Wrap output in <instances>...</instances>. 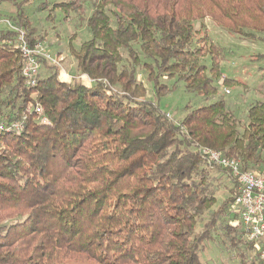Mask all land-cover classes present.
Here are the masks:
<instances>
[{"label":"trees","instance_id":"16d2710c","mask_svg":"<svg viewBox=\"0 0 264 264\" xmlns=\"http://www.w3.org/2000/svg\"><path fill=\"white\" fill-rule=\"evenodd\" d=\"M23 1L7 0L9 17L43 42ZM89 1L86 37L68 44V80L43 61L29 85L15 32L0 29V123L30 110L21 129L0 131V264H204L210 242L233 252V264H264L234 223V177L204 152L264 171V98L245 118L220 97L179 122L157 104L171 88L164 78L206 100L215 82L232 81L202 22L264 40V0ZM224 175L230 195L218 201Z\"/></svg>","mask_w":264,"mask_h":264},{"label":"rangeland","instance_id":"374dc122","mask_svg":"<svg viewBox=\"0 0 264 264\" xmlns=\"http://www.w3.org/2000/svg\"><path fill=\"white\" fill-rule=\"evenodd\" d=\"M8 1L18 4L23 0ZM62 1L69 0H27L23 1L22 9L29 21L28 27L33 30L34 35L43 37V44L52 54L55 55L60 51L63 60H61V66L57 67L60 71L64 70L69 74L73 73V59L68 52V44L71 42L74 47H77L81 39L86 37L85 18L91 12L93 5L89 0H73L79 3L80 10H67L63 5H57L52 9L54 2ZM2 5L4 8H0V29L7 28V21L17 25L16 20L9 17L12 13H10L11 4H7L6 0L2 2ZM202 23L211 40L224 48V59L219 68H221L222 76L232 81L227 82L226 85L220 81L215 82L217 93L206 100L186 91L182 81L175 82V80L164 78L163 81L171 88L157 100V104L163 112L170 114L173 121L179 122L188 110L209 104L221 97L238 117L245 118L248 106L264 98V40L239 38L210 20H204ZM198 26L199 24L196 23V27ZM203 61L205 65H209L208 57H205ZM140 79L143 80L144 77L140 76ZM84 82L87 83L86 79ZM144 82L148 90L147 96L152 98L151 84ZM226 89L228 92H225ZM218 185L216 197L218 201H221L230 195L227 188L231 187V184L224 175L220 178ZM224 248L221 244L217 246L210 242L201 254L204 264H233V252L226 251Z\"/></svg>","mask_w":264,"mask_h":264},{"label":"built area","instance_id":"2783aa9c","mask_svg":"<svg viewBox=\"0 0 264 264\" xmlns=\"http://www.w3.org/2000/svg\"><path fill=\"white\" fill-rule=\"evenodd\" d=\"M7 28L15 32L14 46L23 56L22 76L25 77L29 85H35L43 61L61 66L62 55L52 54L43 42L28 39L24 27L7 21ZM60 72L62 79H70V74L64 70ZM86 81L90 83L87 78ZM33 110L41 116L42 121H46L40 105L36 104ZM28 111L30 110L27 109L26 113ZM26 113H23L21 119L8 123L1 122L0 131H18L21 129L26 119ZM204 152L210 164L227 168L234 177L237 183L231 205L232 213L237 215L234 223L241 226L244 238L251 245L253 254L264 260V171L242 170L240 162L235 159L226 157L218 151L204 149Z\"/></svg>","mask_w":264,"mask_h":264},{"label":"crops","instance_id":"0c3cea01","mask_svg":"<svg viewBox=\"0 0 264 264\" xmlns=\"http://www.w3.org/2000/svg\"><path fill=\"white\" fill-rule=\"evenodd\" d=\"M82 78H85L86 79V77L85 76H83ZM84 80V79H83ZM84 82V81H83Z\"/></svg>","mask_w":264,"mask_h":264}]
</instances>
